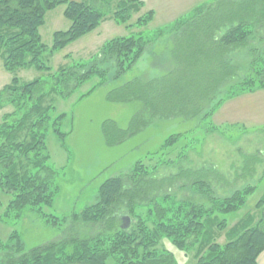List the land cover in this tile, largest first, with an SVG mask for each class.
<instances>
[{
    "label": "trees",
    "instance_id": "trees-1",
    "mask_svg": "<svg viewBox=\"0 0 264 264\" xmlns=\"http://www.w3.org/2000/svg\"><path fill=\"white\" fill-rule=\"evenodd\" d=\"M58 6L65 7L63 17L70 25L66 31L53 34L48 55L93 32L105 19L102 12L81 2L0 0V59L4 71L10 74L28 68L50 71L43 60L46 47L41 43L39 28L44 25L46 13ZM142 7L139 0H120L112 19L117 25L127 26ZM152 14L148 11L138 18L136 26H146ZM256 27L264 39V0L202 4L160 29L158 33L170 34L169 53L176 68L164 78L145 83L135 79L110 91L108 101H138L148 117L144 118L143 113L134 115L126 130H120L113 121L104 122L102 133L106 144L121 143L154 118L190 122L201 116L204 105L213 103L204 114L210 118L227 98L264 90V58L257 49L249 47ZM152 42L139 34L116 37L106 41L95 57L60 69L51 77L48 90L44 82L22 83L17 77L0 90V110L8 105L13 108L0 124V192L11 197L10 210L30 208L39 214L43 208L52 207L58 192L45 140L48 128L58 139H64L66 135L58 124L65 115L50 121L49 113L54 107L49 96L65 98L92 77H98L100 84H104L107 70L99 69V59L103 64L111 62L112 80L119 79L137 64ZM239 51H248L250 56L245 72L231 59ZM216 130L210 127L209 131ZM182 135L170 136L165 146H171ZM256 163H260L258 158L244 157L240 178L252 177ZM149 174L140 162L135 163L128 174L100 185L94 205L68 218L74 225L95 227L90 236L78 238L70 234L26 252L13 232L5 244L0 242V264H177L173 253L157 251L162 240L184 254L197 247L195 264H257L264 251V197L232 226H228L225 218L239 213L256 187L247 186L216 198L210 186L212 175L216 183H224L225 177L213 170L179 169L176 176L160 181L150 180ZM180 179L187 180L206 202L175 201L168 195L162 199L164 196L159 194ZM137 207L147 209L145 219L135 214ZM125 212L137 219L122 228ZM68 219L61 221L65 223ZM221 235L223 244L217 242Z\"/></svg>",
    "mask_w": 264,
    "mask_h": 264
},
{
    "label": "rangeland",
    "instance_id": "rangeland-1",
    "mask_svg": "<svg viewBox=\"0 0 264 264\" xmlns=\"http://www.w3.org/2000/svg\"><path fill=\"white\" fill-rule=\"evenodd\" d=\"M69 1L81 2L102 12L105 15L104 21L93 32L48 55L47 52L53 43V34L66 31L70 24L63 17L64 6L47 12L44 25L39 28V35L41 43L46 47L43 60L50 71L28 68L10 74L4 71L0 59V90L9 84L13 77H17L22 83L39 80L44 82V88L48 90L52 78L60 69H68L88 61L99 53L100 47L106 41L116 37L139 34L153 42L137 64L119 79L112 80V63L103 64L99 59V69L107 70L104 84H100L98 77H92L80 87L71 90L65 98L49 96L48 99H51L54 107L49 113L50 121L61 114L65 115L58 124L61 133L66 135L64 139H58L53 130L48 128L45 140L49 164L55 171L53 183L58 192L52 207L43 208L39 214L30 208H23L19 212L10 210L8 206L11 197L0 192V242L5 244L15 232L27 252L62 240L70 234L78 238L90 236L95 227L74 225L68 218L94 205L100 185L108 179L128 174L137 162L148 170L149 179L155 181L176 176L179 169L192 172L201 169L213 170L222 174L225 177L224 183H216L214 175L211 178L210 186L216 198L225 193L229 196L247 186L256 187L239 213L225 217L228 226H232L240 215L252 210L257 201L264 197V90L240 93L227 98L210 118H205L204 114L213 103L204 105L201 116L190 122L154 118L138 133L114 146L106 144L102 133V124L106 121H113L120 130H126L134 115H144L142 104L138 101H108L110 91L135 79L145 83L164 78L166 73L175 70L176 62L169 53L170 34L158 33L160 29L171 25L197 6L218 0H139L143 7L132 15L127 26L117 25L112 19V13L120 0ZM148 11L153 12L149 23L144 27L136 26V20ZM261 32L258 27L255 28L249 47L257 49L264 58V39L261 38ZM249 57L248 51L231 55L232 62L244 72ZM228 86L226 85V89ZM225 91L223 90V93ZM87 92L88 95L82 96ZM12 112L13 108L9 105L0 110V124L3 117ZM210 127L217 130L210 132ZM175 134L183 135L176 139L174 144L166 147L165 141ZM184 156L186 157L183 158ZM244 157H256L260 162L254 165L251 173L253 176L245 180L240 178ZM168 186L166 183V188ZM159 195L164 196L162 199H166L168 195L175 201H191L196 204L206 202L205 197L184 179H180ZM135 214L145 219L147 209L137 207ZM63 218L68 220L64 223L61 221ZM123 219H126L129 226L136 222L137 218L130 217L125 212L122 221ZM217 242L223 244L224 236L221 235ZM12 243L14 242L10 244ZM196 250L197 247H194L184 254L174 249L166 240H162L157 248L159 252L173 253L177 264H195Z\"/></svg>",
    "mask_w": 264,
    "mask_h": 264
},
{
    "label": "crops",
    "instance_id": "crops-1",
    "mask_svg": "<svg viewBox=\"0 0 264 264\" xmlns=\"http://www.w3.org/2000/svg\"><path fill=\"white\" fill-rule=\"evenodd\" d=\"M257 264H264V252L258 257Z\"/></svg>",
    "mask_w": 264,
    "mask_h": 264
},
{
    "label": "water",
    "instance_id": "water-1",
    "mask_svg": "<svg viewBox=\"0 0 264 264\" xmlns=\"http://www.w3.org/2000/svg\"><path fill=\"white\" fill-rule=\"evenodd\" d=\"M123 222L126 223V225L125 226L123 225L122 228H125L128 225V223L126 222V219H123Z\"/></svg>",
    "mask_w": 264,
    "mask_h": 264
}]
</instances>
